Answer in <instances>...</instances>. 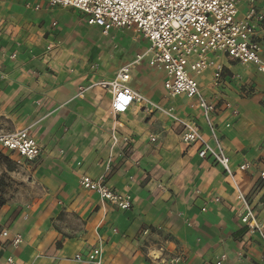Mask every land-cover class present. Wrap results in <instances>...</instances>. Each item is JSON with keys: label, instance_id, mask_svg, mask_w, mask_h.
<instances>
[{"label": "crops", "instance_id": "obj_1", "mask_svg": "<svg viewBox=\"0 0 264 264\" xmlns=\"http://www.w3.org/2000/svg\"><path fill=\"white\" fill-rule=\"evenodd\" d=\"M248 4L239 0L241 15ZM256 7L264 14V0ZM149 47L133 30L103 34L74 8L0 0V132L29 128L42 149L29 161L0 147L15 166L2 172L21 185L0 206V264H89L76 257L96 249L102 264H264V240L241 222L237 200L240 190L264 227V75L218 55L220 86L214 69L197 78L217 104L215 130L232 178L164 113L134 104L112 115L111 95L95 84ZM147 62L133 66L128 87L194 123L214 146L196 99H170L164 73ZM244 162L252 168L239 170ZM83 177L129 195L131 208L102 200Z\"/></svg>", "mask_w": 264, "mask_h": 264}, {"label": "built area", "instance_id": "obj_2", "mask_svg": "<svg viewBox=\"0 0 264 264\" xmlns=\"http://www.w3.org/2000/svg\"><path fill=\"white\" fill-rule=\"evenodd\" d=\"M51 6L74 8L80 11L88 25L103 29L108 35L113 29L133 30L148 42L149 49L138 55L134 62L124 66L112 80L95 84L111 95V112L115 117L126 114L134 104L141 105L148 113L161 112L183 126L187 133L184 141L199 143V156L211 157L226 174L233 178L231 161L214 125L217 104L206 98L197 78L214 69V86L219 87L223 66L218 55H223L241 65H252L264 75V48L261 33L264 31V14L256 7V0H249L247 12L240 14L239 0H47ZM148 59L149 68L165 75L164 89L170 99L185 96L196 99L207 127L211 131L214 146L200 134L194 123L177 118L172 111H165L141 94L128 87L133 66ZM85 91L81 89L82 96ZM226 109H232L225 103ZM238 115L237 110L232 111ZM151 141H155L152 138ZM0 146L6 151L18 152L29 161L42 152L37 141L30 136L29 128L0 132ZM250 162H244L239 170L248 171ZM264 179V173H262ZM81 185L95 191L102 200L117 205L122 210L131 208V197L112 192L101 180L88 177ZM242 204L241 222L251 232L258 231L264 240V227L258 223V215L247 196L237 191ZM218 201V200H217ZM7 236V234H4ZM20 240L17 239L16 243ZM100 250H94L86 259L77 256L78 262L102 264ZM264 262V260H263Z\"/></svg>", "mask_w": 264, "mask_h": 264}, {"label": "rangeland", "instance_id": "obj_3", "mask_svg": "<svg viewBox=\"0 0 264 264\" xmlns=\"http://www.w3.org/2000/svg\"><path fill=\"white\" fill-rule=\"evenodd\" d=\"M238 79L240 80V82H243V79L241 77ZM245 84L242 85L243 87L241 86V88L243 89V92L246 91L245 90L246 88L244 87ZM249 92H254V91L249 90ZM261 93L264 94V91L258 90V94H261ZM262 98H264V97H261L259 102L264 106V99H262ZM3 166H6V165L0 161V174L2 173V175H0V178H2V177L5 178V182H6V186L4 187V189L2 191H0V196L2 195L5 198V200H9L10 197L11 198L14 197V195L20 190L21 185H20L19 181L12 179L11 177L8 176L7 173L5 174V172L4 173L2 172ZM11 167H12V169L15 168V166L13 164L11 165ZM6 169L8 171H10V169H8L7 166H6Z\"/></svg>", "mask_w": 264, "mask_h": 264}, {"label": "trees", "instance_id": "obj_4", "mask_svg": "<svg viewBox=\"0 0 264 264\" xmlns=\"http://www.w3.org/2000/svg\"><path fill=\"white\" fill-rule=\"evenodd\" d=\"M0 161L5 164L8 169H10V171L12 170L11 167V161L9 160V158L5 157L1 152H0ZM6 186V182H5V178H0V191H2L4 189V187ZM6 202L5 198L1 195L0 196V206L4 205V203Z\"/></svg>", "mask_w": 264, "mask_h": 264}]
</instances>
